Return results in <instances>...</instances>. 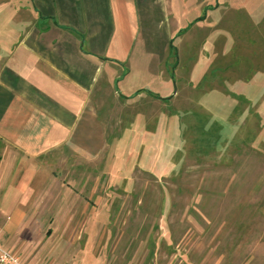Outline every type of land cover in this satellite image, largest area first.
Masks as SVG:
<instances>
[{
	"label": "rangeland",
	"instance_id": "374dc122",
	"mask_svg": "<svg viewBox=\"0 0 264 264\" xmlns=\"http://www.w3.org/2000/svg\"><path fill=\"white\" fill-rule=\"evenodd\" d=\"M220 3L214 47L203 27L166 44L145 94L88 130L83 168L59 157L52 181L0 188V247L21 264H264V0Z\"/></svg>",
	"mask_w": 264,
	"mask_h": 264
},
{
	"label": "crops",
	"instance_id": "0c3cea01",
	"mask_svg": "<svg viewBox=\"0 0 264 264\" xmlns=\"http://www.w3.org/2000/svg\"><path fill=\"white\" fill-rule=\"evenodd\" d=\"M216 1L0 0V188L52 181L47 172L59 157L65 167L75 160L73 167L83 168L88 130L105 109V121L118 123V105L145 94L166 44L178 53L171 44L198 42L196 27H203L210 33L200 42L214 47L209 19ZM222 49L225 57L229 45Z\"/></svg>",
	"mask_w": 264,
	"mask_h": 264
},
{
	"label": "built area",
	"instance_id": "2783aa9c",
	"mask_svg": "<svg viewBox=\"0 0 264 264\" xmlns=\"http://www.w3.org/2000/svg\"><path fill=\"white\" fill-rule=\"evenodd\" d=\"M0 263L21 264L18 257L14 256L10 251L0 247Z\"/></svg>",
	"mask_w": 264,
	"mask_h": 264
},
{
	"label": "trees",
	"instance_id": "16d2710c",
	"mask_svg": "<svg viewBox=\"0 0 264 264\" xmlns=\"http://www.w3.org/2000/svg\"><path fill=\"white\" fill-rule=\"evenodd\" d=\"M172 48L175 49V46L173 45V43L171 44Z\"/></svg>",
	"mask_w": 264,
	"mask_h": 264
}]
</instances>
